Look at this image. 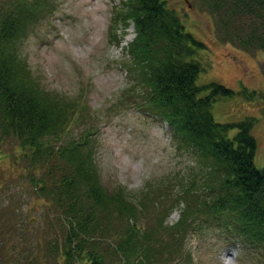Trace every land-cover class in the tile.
<instances>
[{"label":"trees","instance_id":"16d2710c","mask_svg":"<svg viewBox=\"0 0 264 264\" xmlns=\"http://www.w3.org/2000/svg\"><path fill=\"white\" fill-rule=\"evenodd\" d=\"M203 2L218 17L222 39L264 51V0ZM125 5L114 22L127 20L124 25L135 31L124 68L145 89L142 109L165 122L178 150L197 159L203 189L191 181L163 205L149 200V186L137 194L106 188L94 162L93 132L68 139L67 109L75 102L43 88L22 55L33 26L54 12L53 0H0V143L15 144L14 160L25 164L45 202L43 219L28 224L23 218L22 227L5 229H14L16 240L5 235L0 246L15 256L0 253V264H175L188 236L208 221L226 228L229 243L264 250V169L254 162L253 121L215 120L213 103L234 91L218 83L198 85L206 71L198 60L205 44L166 0ZM233 128L238 132L232 138ZM175 203L183 207L169 224Z\"/></svg>","mask_w":264,"mask_h":264},{"label":"rangeland","instance_id":"374dc122","mask_svg":"<svg viewBox=\"0 0 264 264\" xmlns=\"http://www.w3.org/2000/svg\"><path fill=\"white\" fill-rule=\"evenodd\" d=\"M128 1L53 0L54 12L33 26L21 51L43 88L75 102L67 107L72 123L67 136L80 138L86 130L93 132L101 183L109 189L122 186L131 194L149 186V200L164 205L191 181L196 182V190H202L204 171L193 154L172 143L165 122L142 109L145 89L124 68L134 27L124 25L127 20L114 26L115 16L125 12ZM166 2L186 29L205 44L198 60L206 71L200 74L198 85L218 83L234 91L231 97L220 96L213 103L215 120L229 124L252 120L254 162L264 169V51L222 39L218 17L203 0ZM237 132L233 128L228 134L233 138ZM16 150L12 141L0 143V238L7 235L11 242L16 240L14 229L8 232L6 228L22 227L23 218L28 224L39 221L45 209L25 164L14 160ZM182 207V203L174 204L169 224L178 221ZM225 230L219 221L199 223L175 264H264L263 248L233 245ZM0 247L1 255L13 254L8 246ZM186 254L191 260L185 261Z\"/></svg>","mask_w":264,"mask_h":264},{"label":"bare ground","instance_id":"6f19581e","mask_svg":"<svg viewBox=\"0 0 264 264\" xmlns=\"http://www.w3.org/2000/svg\"><path fill=\"white\" fill-rule=\"evenodd\" d=\"M224 72H227V74H229V72L226 70V71H224Z\"/></svg>","mask_w":264,"mask_h":264}]
</instances>
